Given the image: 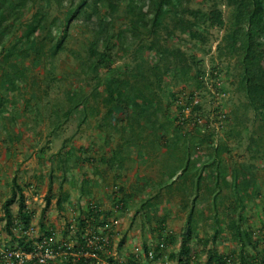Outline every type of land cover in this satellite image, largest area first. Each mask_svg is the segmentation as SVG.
Instances as JSON below:
<instances>
[{
	"label": "rangeland",
	"instance_id": "374dc122",
	"mask_svg": "<svg viewBox=\"0 0 264 264\" xmlns=\"http://www.w3.org/2000/svg\"><path fill=\"white\" fill-rule=\"evenodd\" d=\"M154 2L4 0L0 250L115 218L122 264L148 251L157 264H207L209 251L210 264H264V111L242 84L245 63L256 78L264 67L253 0ZM183 95L199 107L182 127ZM14 180L27 224L18 195L6 207Z\"/></svg>",
	"mask_w": 264,
	"mask_h": 264
},
{
	"label": "built area",
	"instance_id": "2783aa9c",
	"mask_svg": "<svg viewBox=\"0 0 264 264\" xmlns=\"http://www.w3.org/2000/svg\"><path fill=\"white\" fill-rule=\"evenodd\" d=\"M213 86L214 94L217 96L219 94L220 97L225 95L220 91L218 84L215 83ZM193 97L178 96L174 101L178 104L183 100L180 108L181 115L178 119V123L182 127L191 121L188 119L189 115L197 113L194 107H199L198 101ZM199 120L193 122L197 124L195 126L201 124ZM204 127L201 129L202 133H206ZM101 224L99 229L87 226L80 232L75 221L69 222L66 227L69 237L66 241L58 244L53 237L42 236L37 241L29 243V250L22 248L0 250V264H78L81 260H84L86 264H122L119 255L113 248L114 232L119 224L118 219L111 218ZM32 231V227L25 228L23 238L29 239ZM70 237L73 239L69 240ZM154 258V252L148 251L147 260L137 264H157Z\"/></svg>",
	"mask_w": 264,
	"mask_h": 264
},
{
	"label": "trees",
	"instance_id": "16d2710c",
	"mask_svg": "<svg viewBox=\"0 0 264 264\" xmlns=\"http://www.w3.org/2000/svg\"><path fill=\"white\" fill-rule=\"evenodd\" d=\"M145 1H148L150 3L149 12H151V10L153 11L155 4L154 0H145ZM252 4L253 6L251 11H248L246 13L247 22L251 27L256 24H259L260 27L262 28L261 35L264 37V0L261 1L253 0ZM5 13L6 10L4 6V0H0V18H3ZM248 35L251 36L250 33ZM101 58L103 59L104 56L101 55ZM243 69L244 71L242 77V84L245 86L246 97L248 99L249 105L253 108L254 111L262 112L264 111V67L261 71V76L259 78L255 77V75L253 74V70L249 64L245 63ZM176 120L178 121V118ZM13 185L14 188L12 190V194H13L12 199L7 202L6 207H8L9 204H11L14 198L18 195L20 200L19 215L24 220L25 224H27L29 217L23 214L25 206H24V197L23 195H21L22 190L16 185L15 180L13 181ZM47 204L49 205V201L47 202ZM83 230L84 229H82L80 232H82ZM237 232H238V236H240V231L238 230ZM187 238H188L187 234H184L182 237L183 246L187 244V240H188ZM29 245H30L29 243H24V241L23 242L21 241L20 243L21 248L24 250H29ZM183 252H184L183 254L188 253L186 248L183 249ZM214 258L217 259L218 262L221 261L220 257L216 258L213 251H209L207 264H210V262ZM78 264H86V262L84 260H81V262H79Z\"/></svg>",
	"mask_w": 264,
	"mask_h": 264
}]
</instances>
